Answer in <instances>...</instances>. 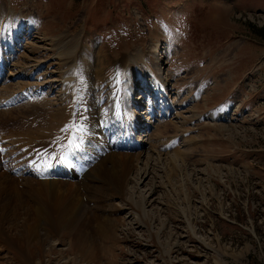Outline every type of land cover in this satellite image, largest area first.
Masks as SVG:
<instances>
[{
	"label": "rangeland",
	"instance_id": "374dc122",
	"mask_svg": "<svg viewBox=\"0 0 264 264\" xmlns=\"http://www.w3.org/2000/svg\"><path fill=\"white\" fill-rule=\"evenodd\" d=\"M72 36L92 49L80 61L101 99L128 58V142L141 155L121 195L84 202L89 222L111 204L112 225L40 223L32 264H264V0H0V181L36 179L25 128L60 121L71 66L54 41ZM3 187L0 206L14 185Z\"/></svg>",
	"mask_w": 264,
	"mask_h": 264
},
{
	"label": "bare ground",
	"instance_id": "6f19581e",
	"mask_svg": "<svg viewBox=\"0 0 264 264\" xmlns=\"http://www.w3.org/2000/svg\"><path fill=\"white\" fill-rule=\"evenodd\" d=\"M10 14L6 13L7 19ZM50 39L52 38H49V41ZM59 39H54L55 47L57 50L59 47L58 55L65 56L64 60L71 66L68 76L72 87L70 97L55 105L60 112L59 122H47L45 128L53 124L48 130L38 127L32 130L25 128V135L29 138L28 142L25 141L28 145L26 152L36 161V179L19 181L18 178H13L0 181L5 187L14 185L4 199V204L0 206V248L9 254L5 257L9 264H32L35 259L41 260L40 251L39 255L36 252L46 235L41 233L40 223L55 234L68 232L76 227L85 230V227L94 221L98 234L105 231L112 225L110 214L106 211V208H112V205H98L94 221L89 222L87 219L90 211L84 202L90 194L93 196L94 192L103 198L113 194L121 195L126 189L134 164L141 155L139 147L131 141L128 142V134L136 127V114H128L124 105L126 93L123 84L127 75L125 65L129 61L128 58L120 57L115 65H111L112 82L108 83V92L105 93L104 99H101V93L97 92L91 83V72L86 70L80 61L84 49L86 53H92V49L82 45L75 36L66 42V37L60 41ZM96 60L100 61V65L107 63L102 55ZM133 87L130 82L128 89ZM65 104L67 108L64 109ZM5 114L8 117L12 115L9 112ZM129 117L134 119L130 124L127 122ZM37 120L38 118L36 123ZM33 146H39V152H34ZM141 170L144 177L146 168L139 169ZM89 180L93 182L90 183ZM21 186L24 189H16ZM5 187L3 189L6 190ZM82 247L80 249H83ZM91 251L94 252L89 245L82 253L94 263V253Z\"/></svg>",
	"mask_w": 264,
	"mask_h": 264
}]
</instances>
